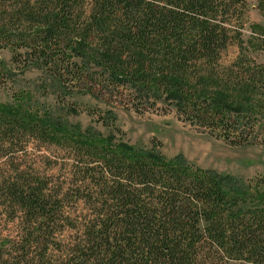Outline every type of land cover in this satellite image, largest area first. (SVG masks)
I'll return each instance as SVG.
<instances>
[{"label": "trees", "instance_id": "16d2710c", "mask_svg": "<svg viewBox=\"0 0 264 264\" xmlns=\"http://www.w3.org/2000/svg\"><path fill=\"white\" fill-rule=\"evenodd\" d=\"M257 2L264 12V0ZM244 7L245 0H0V48L57 86L85 93L93 81L140 87L174 103L190 123L228 136L249 118L236 115L254 108L264 115V60L249 66L241 51L219 67L233 40L230 15ZM238 90L250 99L233 100ZM67 132L60 122L0 105V160L13 162L9 152L19 151L22 137L70 144L94 187L80 186L85 193L73 200L83 202L80 220L70 222L48 179L18 167L0 175V206L23 232L13 253L0 252V264H264L263 191L192 169L182 156L167 161ZM57 135L68 141L54 142ZM61 221L76 237L52 260L46 251Z\"/></svg>", "mask_w": 264, "mask_h": 264}, {"label": "rangeland", "instance_id": "374dc122", "mask_svg": "<svg viewBox=\"0 0 264 264\" xmlns=\"http://www.w3.org/2000/svg\"><path fill=\"white\" fill-rule=\"evenodd\" d=\"M258 4L257 0H245L244 9L230 15L227 27L232 30L233 40L220 53L219 67L232 65L241 51L249 66L263 62L264 51L259 46L264 38V12ZM12 57L9 48H0V105L20 107L42 119L60 122L65 132L67 130L74 137L83 136V140L95 139L102 145L110 138L112 144L124 143L167 161L182 156L192 169L229 175L256 191L264 192V115L261 111L254 108L236 115L243 117L247 114L249 118L237 121L234 133L223 136L200 124L190 123L174 103L165 97L155 98L140 87L124 85L116 88L107 82L109 80H106L107 84L99 85L93 81L92 92L85 93V90L72 85L57 86L47 73L27 66L23 58L15 63ZM101 79L105 80L104 77ZM233 98L242 103L250 99L240 90L233 94ZM256 99L259 97H255L254 105L258 104ZM232 120L230 123L236 121ZM236 138L239 142H234ZM60 140L68 141L57 135L54 142ZM5 145L9 147V143ZM19 146L25 150H20ZM14 148L19 151L9 152L14 158L12 163L6 165L4 159L0 160V175L12 174L11 168L18 167L27 175L35 174L45 181L48 179V193L60 194L59 198H64L68 221H79L83 202H74L75 194L81 192L77 196L81 197L85 193L80 186L89 185L94 190L90 179H86L90 176H85L84 170L80 169L84 167L85 158L78 161L81 156L70 144L56 145L27 137L20 138ZM91 166L96 175L100 174L99 164ZM11 215L0 206L2 254L13 253L14 246L17 248L22 240L19 220L11 221ZM59 226L58 233L50 239L52 246L46 251L52 260L60 257L66 245H71L76 237L74 230L65 226V221H61Z\"/></svg>", "mask_w": 264, "mask_h": 264}]
</instances>
